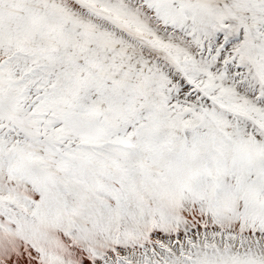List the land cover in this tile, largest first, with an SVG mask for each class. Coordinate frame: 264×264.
Returning a JSON list of instances; mask_svg holds the SVG:
<instances>
[{
  "label": "snow or ice",
  "instance_id": "obj_1",
  "mask_svg": "<svg viewBox=\"0 0 264 264\" xmlns=\"http://www.w3.org/2000/svg\"><path fill=\"white\" fill-rule=\"evenodd\" d=\"M0 264H264V0H0Z\"/></svg>",
  "mask_w": 264,
  "mask_h": 264
}]
</instances>
